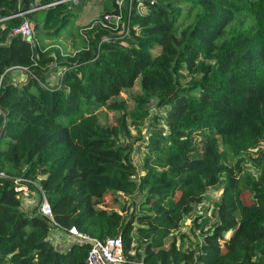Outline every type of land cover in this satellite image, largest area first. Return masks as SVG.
Returning <instances> with one entry per match:
<instances>
[{"label":"trees","instance_id":"obj_1","mask_svg":"<svg viewBox=\"0 0 264 264\" xmlns=\"http://www.w3.org/2000/svg\"><path fill=\"white\" fill-rule=\"evenodd\" d=\"M110 3L81 30V53L58 61L13 31L35 13L13 15L49 4L35 23L51 33L75 1L0 0V264H87L90 250L58 246L17 178L46 194L61 229L121 237L122 264H264V0ZM55 62L56 84L46 76ZM17 68L29 72L21 86L8 79ZM134 87L132 110L122 93ZM102 107L120 110L119 123H103ZM126 110L135 124L151 120L137 132L141 162ZM220 184L214 223L196 219L200 241L184 246L175 233Z\"/></svg>","mask_w":264,"mask_h":264},{"label":"rangeland","instance_id":"obj_2","mask_svg":"<svg viewBox=\"0 0 264 264\" xmlns=\"http://www.w3.org/2000/svg\"><path fill=\"white\" fill-rule=\"evenodd\" d=\"M75 4L77 6H73L72 10H70V13H72L71 18L69 20V23L63 27V28H49L45 29V31H51V33H46L42 32L40 30H44L42 27H36L35 20L36 18H42L43 13L39 12V9L36 10H27L22 12L23 14H27L29 12H34L36 18H26L24 21L28 20L33 28H34V42L36 44H39L41 47H43V50L45 51H50L52 52V55L54 58H56L58 61L62 59L63 61H72L71 58L74 57L75 55H79L81 51L85 48V42L83 41L80 32L81 30L86 26V24L91 21L92 19L99 17L101 14H103L105 11L109 10L111 8V1L112 0H80L81 3H78V0H74ZM79 1V2H80ZM131 2L132 0H118V4L122 6L123 4L126 5V7L129 9L131 8ZM130 4V5H129ZM49 5V4H48ZM47 6V5H45ZM43 9V8H42ZM129 28V26H128ZM128 28L124 31L125 34L128 33ZM46 33V34H45ZM109 40V37L104 38L103 41ZM60 52V56L58 54ZM62 57V58H61ZM57 67V63L55 62L54 64H51V67L48 69L46 72V76L49 77V79L56 84V82L59 81L60 78V71H57L55 69ZM184 81H187L191 78L190 75H187L184 73ZM17 75H19L21 78L25 76V78L20 82L16 83L19 86L23 85L24 83L27 82V78L29 75V72L24 69H16V70H11L9 73L8 79L15 78ZM141 91L138 90L137 87H134L133 89L123 92L122 96L125 99L124 103L122 104L124 107L128 105L129 108H132L134 106V101H132V96L140 93ZM131 96V97H130ZM135 107H133L132 110H134ZM131 110V111H132ZM129 111V112H131ZM129 112L126 110V115H127V124L128 127L131 128L134 137L131 139L132 141H135V152L134 156L136 159H139L141 162V156L144 155L146 150L142 148L143 141L142 140H137L139 138L137 132L142 128L143 131L145 132L147 128H150L151 120L150 122H146L144 126V122H139V124H135L132 121V118L129 116ZM100 117L103 123L108 124V125H113V124H118V118L119 114H121L120 110H111L107 109L105 107H102L101 110H99ZM152 115H164L165 116V109H157L155 106L152 108ZM139 121V120H137ZM264 146V144H263ZM221 151H225L224 147H221ZM247 155V154H246ZM254 158L256 157V154L253 156ZM237 161V158L232 157L231 153H227L226 157V163L229 165H234ZM246 167L249 168V171L252 173H256L254 168H252V164L247 161L246 162ZM36 192L34 191V197H32L31 201H26L24 203L25 209L30 210L35 206L36 201L38 196L35 194ZM223 193V184H220L219 186L212 187L210 188L207 193H206V199L204 202L199 205L196 209V211L193 214H190L186 217L184 224L182 228L175 233L177 238H180L183 233H186L187 236L184 239V246H196L197 243H199V235L201 234V231L197 229L195 233L192 231V224L195 222L196 219H198L199 223L202 222H208L205 228L207 230L212 223H214V217H213V212L216 209V204L219 202L220 197ZM252 194L248 191L243 195L245 203L249 204L252 202ZM100 206L102 207H107L109 209L115 208V209H120V205L118 203H114L111 198H105L101 201H99ZM59 231L54 230L52 232V239H58ZM230 236V233H227L225 239H227ZM173 239V237H170L168 240V243ZM223 242V241H222Z\"/></svg>","mask_w":264,"mask_h":264},{"label":"built area","instance_id":"obj_3","mask_svg":"<svg viewBox=\"0 0 264 264\" xmlns=\"http://www.w3.org/2000/svg\"><path fill=\"white\" fill-rule=\"evenodd\" d=\"M47 6H42L39 8H32L33 10L46 8ZM31 9V10H32ZM23 13H18L13 16H19ZM12 17V16H11ZM109 19H111L109 17ZM112 19L116 22L121 20V15H114ZM15 34H20L25 39H34V28L32 24L26 20L23 21L19 26L14 28ZM26 70V68H21ZM4 175V173H2ZM25 179L17 178L15 183L17 184L16 190L21 194L23 199L34 197V192L28 186V182ZM31 201V200H30ZM35 206H37L38 213L47 217L52 221V224L59 231L58 239L53 240L58 242L60 239V234H63L67 238V243L71 244L73 242L77 243H88L90 250L87 257V264H122L124 262L123 244L121 237L108 238L106 240H101L99 238L93 237L89 234L81 232L75 226L71 228L61 229L60 225L55 221L52 206L48 201V198L44 192L38 195ZM52 238V236H51ZM61 246V245H60Z\"/></svg>","mask_w":264,"mask_h":264},{"label":"crops","instance_id":"obj_4","mask_svg":"<svg viewBox=\"0 0 264 264\" xmlns=\"http://www.w3.org/2000/svg\"><path fill=\"white\" fill-rule=\"evenodd\" d=\"M17 69L19 70L21 68H17ZM12 70H16V69H12ZM24 78H25V76L23 78H21L19 75H17L15 78H12V81H14L16 83H20ZM57 243H58V246L61 245V246L66 247V246L69 245V243H67V238L63 234V232H61L60 239H59V241Z\"/></svg>","mask_w":264,"mask_h":264}]
</instances>
